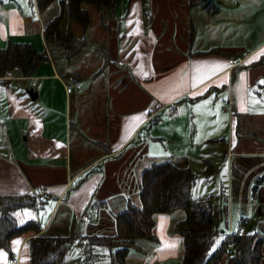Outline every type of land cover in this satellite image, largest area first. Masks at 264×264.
<instances>
[{
  "label": "crops",
  "instance_id": "obj_1",
  "mask_svg": "<svg viewBox=\"0 0 264 264\" xmlns=\"http://www.w3.org/2000/svg\"><path fill=\"white\" fill-rule=\"evenodd\" d=\"M144 2L151 23L144 20L143 0H120L111 12L84 4L85 29L64 18L61 27L85 40L66 64L56 45L43 40L45 23L59 14L58 1L40 13L35 0H0V48L28 43L48 57L31 77L15 69L0 78V197L35 195L41 197L36 206L49 201L47 215L37 221L45 236H112L116 215L140 205L143 169L169 161L202 174L196 169L205 161L217 175L201 150L220 141L233 163L226 192L207 195L226 233L216 249L240 227L264 238V138L248 132L249 117L263 120L264 131V0ZM242 57L231 69L229 61ZM156 105L162 110L152 118ZM250 159L256 169L245 180L242 167ZM36 206L17 210L16 221L35 222L25 212ZM75 214L88 220L76 221ZM184 216L182 210L156 214L154 239L131 245L125 264H181L174 225ZM32 237L22 234L0 248V264L14 255L18 264H29ZM114 252L108 264H117ZM261 252L264 264V242ZM225 262L226 255L218 264Z\"/></svg>",
  "mask_w": 264,
  "mask_h": 264
},
{
  "label": "trees",
  "instance_id": "obj_2",
  "mask_svg": "<svg viewBox=\"0 0 264 264\" xmlns=\"http://www.w3.org/2000/svg\"><path fill=\"white\" fill-rule=\"evenodd\" d=\"M40 13L53 2L58 1L60 11L57 16L47 21L43 30L46 44H54L62 52L66 64L79 54L85 45L84 39L74 37L68 29H63L64 18L78 23L83 29L89 22L84 4H93L98 8L113 11L120 0H35ZM147 1V0H143ZM191 6L201 0H187ZM146 3V2H145ZM48 61L44 51H37L28 43L8 42L0 48V78L12 70L23 77H31L41 64ZM261 59L260 62H263ZM71 74L70 71L67 72ZM203 174L181 168L172 162L153 163L143 169L140 176L139 206L133 204L115 217V234L112 236L79 237L74 233L69 236L48 237L40 234L41 228L29 221L20 225L14 213L17 210L33 208L41 197L25 195L0 197V248L8 249L12 238L33 232L29 239V264H64L70 246L85 240L88 246L85 262H90L91 246L103 247L111 252L115 250L117 264H125L128 249L137 240H153L154 216L182 210L184 219L174 225V232L182 239L183 252L181 264H218L226 255L225 264H261V245L264 238H257L256 233L227 236L219 249L213 251L220 229L214 221V198L212 196L193 197L192 187ZM264 180V175L260 178Z\"/></svg>",
  "mask_w": 264,
  "mask_h": 264
},
{
  "label": "rangeland",
  "instance_id": "obj_3",
  "mask_svg": "<svg viewBox=\"0 0 264 264\" xmlns=\"http://www.w3.org/2000/svg\"><path fill=\"white\" fill-rule=\"evenodd\" d=\"M20 1H23V0H20ZM24 1H26L27 4L30 3V0H24ZM52 9H55V8H52ZM147 10H148V4L143 1L144 20L147 21L148 23H151L150 22L151 14ZM49 16H52V15H49ZM92 16H95L94 12L92 13ZM93 21L95 23V18H93ZM17 81L18 79H14L11 82L14 85V88L18 87ZM225 108H226V105H225ZM166 117L167 115L164 114L157 121L156 131L158 129H161V123L162 121L166 119ZM5 119H6L5 117H2L1 121H4ZM248 120H249L248 132H253L257 136V139L264 138V131H263V126H262L263 120H261L260 118L254 120L251 117H249ZM6 123H8L7 120H6ZM240 131L243 132V129H241ZM10 138H12L11 134H10ZM0 139H1V136H0ZM23 140H24V137H23ZM222 143L223 142L217 141L215 142L216 146L210 145L207 147V149L202 148L201 154L205 155V158L210 162V164L213 165L214 169H217L219 171V174L216 175L215 173H210L211 167L205 161L202 162V165H198L196 170H201L203 175L197 180L195 185L192 187V190H191L192 196H195L196 198L201 197V196L205 197L209 194H213V193L216 194L215 192H220L221 189H223L226 192L227 190L226 173H227L228 167L229 169L232 167L231 164L233 162L231 158H227L226 144L223 143L225 145L223 146L221 145ZM211 146H213V148H209ZM163 151H166V150L163 149ZM254 161H255L254 159L247 160V167H242L245 180H247L249 175H252L254 173V170L256 169L254 166L255 164ZM36 207L37 208L35 210L25 212V215L27 216L33 215L36 220L35 222L38 223V222L43 221V218L47 215V212L49 211L50 203L48 201V202H45L44 204H39ZM252 208H253L252 206H249V213L251 211H254V208L253 209ZM60 214H61V210L57 212L55 222L58 221ZM238 214L235 213L233 215V220L235 224L237 223V220L239 218ZM250 214H253V213H250ZM18 222H21L20 219L18 220ZM252 224L253 222H251V225L247 226L248 232L252 231ZM225 234L220 233L216 237L213 249H216L217 245L220 242H222V239H224L226 236ZM137 242L138 244L144 243V241L139 242V240H137ZM87 248L88 246L85 243L73 244L71 246V250L69 252L68 258L65 259V264H108L109 259H111L109 257V250L106 248L97 247V246L91 247L92 257H91L90 262L86 263L85 262L86 255H89L88 253L86 254ZM112 252H114V250H112Z\"/></svg>",
  "mask_w": 264,
  "mask_h": 264
},
{
  "label": "built area",
  "instance_id": "obj_4",
  "mask_svg": "<svg viewBox=\"0 0 264 264\" xmlns=\"http://www.w3.org/2000/svg\"><path fill=\"white\" fill-rule=\"evenodd\" d=\"M245 58H240L237 62H234L233 60L229 61V64L231 65V69L233 67H236L238 65H242L244 62ZM12 74H8V78H11ZM10 86V84H8ZM67 91H71V89H67ZM162 110V108L158 105H156L152 110H151V115L152 118L155 117L160 111ZM74 220L76 221H84L86 222L88 220V215L87 214H75L74 215ZM233 234H237L239 237L243 236L245 234V229L243 227L238 228L235 232L229 231L228 236H231ZM19 263V259L17 256H12L10 257L9 261L7 264H18Z\"/></svg>",
  "mask_w": 264,
  "mask_h": 264
},
{
  "label": "water",
  "instance_id": "obj_5",
  "mask_svg": "<svg viewBox=\"0 0 264 264\" xmlns=\"http://www.w3.org/2000/svg\"><path fill=\"white\" fill-rule=\"evenodd\" d=\"M28 94L30 95V97H31L32 100H35L36 99L37 94L33 90L28 91Z\"/></svg>",
  "mask_w": 264,
  "mask_h": 264
},
{
  "label": "snow or ice",
  "instance_id": "obj_6",
  "mask_svg": "<svg viewBox=\"0 0 264 264\" xmlns=\"http://www.w3.org/2000/svg\"><path fill=\"white\" fill-rule=\"evenodd\" d=\"M136 119H139V117H136Z\"/></svg>",
  "mask_w": 264,
  "mask_h": 264
}]
</instances>
